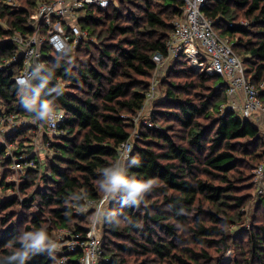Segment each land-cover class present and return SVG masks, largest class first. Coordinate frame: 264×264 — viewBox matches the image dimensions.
I'll return each mask as SVG.
<instances>
[{"label":"trees","instance_id":"16d2710c","mask_svg":"<svg viewBox=\"0 0 264 264\" xmlns=\"http://www.w3.org/2000/svg\"><path fill=\"white\" fill-rule=\"evenodd\" d=\"M6 1L0 0V22L9 29L0 27V64L19 54L8 37L16 30L31 32L38 3L54 0H19L20 7ZM117 2L80 14L88 38L77 48L62 55L43 49L40 74H55L65 84L57 102L66 119L54 140L44 131L53 155L28 167L19 183L9 180L12 158H34L28 134L46 124L21 106L14 80L20 59L0 68V108L17 116L7 129L12 131L0 137V255L19 247L22 231L43 228L55 239L56 231L67 229L85 237L94 212L80 209L103 197L101 170L120 160L119 147L132 141L129 159L137 157L140 165L129 168V175L155 179L157 187L147 194V206L126 207L122 198L110 202L105 218L117 212L122 223L103 221L105 264H264V198L258 202L262 216L241 224L255 190L253 171L264 158V130L224 109L226 84L218 75L192 72L183 57L158 81L163 95L152 102V126L143 118L136 122L157 70L154 56L166 55L184 1ZM203 10L241 56L246 78L264 101V0H208ZM25 120L32 123L24 126ZM12 141L18 146L9 157ZM67 251L63 246L55 261L39 255L29 264H59ZM81 255L67 254V264H80Z\"/></svg>","mask_w":264,"mask_h":264},{"label":"built area","instance_id":"2783aa9c","mask_svg":"<svg viewBox=\"0 0 264 264\" xmlns=\"http://www.w3.org/2000/svg\"><path fill=\"white\" fill-rule=\"evenodd\" d=\"M183 12L173 21V31L166 44V55L156 54L154 61L159 66L168 64L170 58L181 56L191 62L201 73L208 75H218L227 86V104L224 109L233 111L243 119L253 120L259 126L264 125V101L260 97L259 89L248 81L245 74V65L241 57L234 51L230 40L220 36L215 29L214 21L205 15L204 7L208 0H183ZM13 7H20L19 0H7ZM115 4L114 0H54L52 2H40L36 7L34 21L30 24L31 32L23 33L16 30L7 41L18 47L19 54L10 61L0 64V68L9 65L10 62L21 61L20 73L14 77L26 76L32 72L36 65L43 64V49L51 48L58 55L66 54L71 49H75L82 40L88 38V32L83 30L79 23L82 12L91 6L107 8ZM0 27L6 28L0 22ZM159 75L153 80L147 93L146 106L139 116H144L147 106L151 107L156 100L158 91ZM235 97H240L235 99ZM17 116L7 113L0 108V121L16 122ZM143 118L145 124L152 126L147 117ZM66 116L63 112L54 124H47L46 129L50 137L63 134L60 126L65 122ZM138 119V120H139ZM32 123L31 120L23 121V125ZM7 134V133H6ZM6 134L0 135V137ZM14 144L7 147V155L12 156L15 151ZM130 150V151H129ZM133 150L132 141L121 144L119 147L120 160L125 156H131ZM15 160V167L20 170L24 167L22 157ZM118 160V161H120ZM253 183L255 186V197L260 200L264 198V158L263 161L253 171ZM104 197V194H103ZM103 197L95 202L90 200L85 207L94 208L93 216L101 215ZM114 201V200H109ZM89 208L87 211H89ZM59 243L67 248V253H63L59 264H67V254L75 252L81 253L80 264H105L107 258L101 244V237L95 229L89 230L85 237L80 234L68 231H60ZM68 238V239H67Z\"/></svg>","mask_w":264,"mask_h":264},{"label":"clouds","instance_id":"9594fccd","mask_svg":"<svg viewBox=\"0 0 264 264\" xmlns=\"http://www.w3.org/2000/svg\"><path fill=\"white\" fill-rule=\"evenodd\" d=\"M43 67V64H38L28 75L17 78L18 95L21 106L26 113L33 116L34 120L43 124H54L63 116V109L57 101L65 93V84L57 79L55 74L42 76L40 73ZM37 80L40 83H34ZM139 165L140 160L137 157L129 159L125 156L124 159L101 170L102 178L98 181L99 188L104 193L101 205L108 200L122 198V204L126 207L139 208L141 204L147 206V194L157 187V181L155 179H138L135 175L130 176L129 168ZM119 215V213L113 212L108 214L107 218L101 215H97V218L106 223L120 226L122 221L119 219ZM127 223L140 227L139 224H133L131 219ZM16 242L19 247H14L11 254L0 255V264H29V261L39 255H47L55 261L56 254L63 247L43 228L22 231L16 238ZM8 246L13 247L11 242Z\"/></svg>","mask_w":264,"mask_h":264},{"label":"rangeland","instance_id":"374dc122","mask_svg":"<svg viewBox=\"0 0 264 264\" xmlns=\"http://www.w3.org/2000/svg\"><path fill=\"white\" fill-rule=\"evenodd\" d=\"M116 1L117 0H115V3H116ZM18 4V6H22V4L19 2V3H17ZM116 4H118V2L116 3ZM240 22H242V23H245V24H247V22H246V20H244V19H240L239 20ZM238 53V52H237ZM181 56H178V57H175V56H173V57H171L170 59V61L168 62V64H165L164 66H159L158 68H157V70H156V72L154 73V78L156 77V76H158L159 75V79H158V81L159 80H161L162 78H164L165 76H166V74L169 72V70H170V68H171V66H172V62L173 61H177L178 59H181L180 58ZM241 57V56H240ZM242 59V58H241ZM243 60V59H242ZM185 65H186V67L187 68H189V70H191L192 72H197V73H200V71H198V69H196V67L195 66H193V64L191 63V62H189V61H187V60H185ZM175 81L176 82H178L179 80H178V78H176L175 79ZM162 92V91H161ZM160 92V90H158L157 91V96H156V101L157 100H159L161 97H162V95H163V92L161 93ZM240 98V97H239ZM238 97H235V99H239ZM240 100V99H239ZM241 101V100H240ZM228 103V102H227ZM226 103V104H227ZM150 112H151V107L149 106H147V111H146V113H145V115L144 116H142V117H147V119H148V116L150 115ZM139 119V118H138ZM138 120H137V118H136V122H137ZM47 125V124H46ZM262 130H264V125H262V128H261ZM45 130H47L46 129V127L45 128H43V126H39L38 128H35V129H33V130H30V133H32V134H28V139H31V140H27L26 141V145H32V144H34V146H36V148H35V150H33L34 151V153H36V156L34 157V158H31V157H25L24 156V154L23 153H21L20 155H22V158H24V160L22 161V164H23V166L24 167H21V169L20 170H18L16 167H15V160H17V159H19L18 157H17V155H15L13 158H12V161H13V165H12V175H11V177L9 178V180L10 181H14V182H16V183H19V181H20V178H21V176L24 174V172L27 170V168L28 167H38V165H41L43 162H45V158H46V156H48V155H53V153H51L48 149L49 148H47V147H45V145H46V140L44 139V131ZM47 132V131H46ZM54 140V139H53ZM30 141V142H29ZM13 143H14V146H15V148L18 146V142L17 141H12ZM43 145V146H42ZM32 152V151H31ZM33 153V152H32ZM10 157V156H9ZM26 159H28V160H26ZM33 161V162H31V161ZM34 160L36 161H38L37 162V164L36 163H34ZM262 161H263V159H262ZM261 161V162H262ZM28 165V166H27ZM10 194H14V191H10L9 192ZM15 193H17L16 191H15ZM254 193H255V190H254ZM254 193H253V196H252V198H251V201L248 203V205L246 206V208L244 209V211H245V213H246V218L244 219V222L243 223H241V224H244V225H247V226H250V224H251V222H252V217L254 216L255 218H257V217H260V216H262V208L259 210L258 208L260 207V205H258V202H259V200H258V198L257 197H255V195H254ZM112 202V201H111ZM109 205H110V201L108 200V201H106L105 202V204H103L102 205V213H101V216H104L105 217V214L107 213V211H108V208H109ZM88 208L89 207H85V208H82V209H80V211L81 212H83V211H87L88 210ZM89 211H91V212H93V211H95V209L94 208H89ZM260 218H258V220H259ZM91 225H90V229L89 230H91V229H95V231L96 232H98V234H99V236L101 237V235H103L102 234V224H103V220H98V218L96 217V216H92L91 217ZM240 228V226H236L235 228H234V230H238ZM55 236V239L57 240V241H59L58 240V238H60V234H59V231H56L55 232V234H54ZM227 256H230L231 257V255L230 254H228Z\"/></svg>","mask_w":264,"mask_h":264},{"label":"bare ground","instance_id":"6f19581e","mask_svg":"<svg viewBox=\"0 0 264 264\" xmlns=\"http://www.w3.org/2000/svg\"><path fill=\"white\" fill-rule=\"evenodd\" d=\"M227 93V92H226ZM2 123H8V125L6 124V126H4V127H1V126H3V124H1L0 125V131L2 132V135L3 134H6V133H8L9 131H12V129H10V130H7L10 126L11 127H13L15 124H16V122H2ZM22 124H23V122H22ZM25 126V125H24ZM19 128V127H18ZM51 139H53L52 137H50ZM10 144H14L13 142L12 143H10ZM9 145V144H8ZM43 146V145H42ZM24 160V158H22V161ZM28 166V165H27Z\"/></svg>","mask_w":264,"mask_h":264}]
</instances>
